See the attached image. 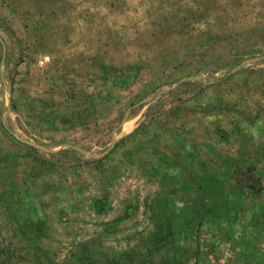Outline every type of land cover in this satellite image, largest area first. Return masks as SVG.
I'll return each instance as SVG.
<instances>
[{
    "label": "rangeland",
    "instance_id": "1",
    "mask_svg": "<svg viewBox=\"0 0 264 264\" xmlns=\"http://www.w3.org/2000/svg\"><path fill=\"white\" fill-rule=\"evenodd\" d=\"M0 264H264V0H0Z\"/></svg>",
    "mask_w": 264,
    "mask_h": 264
}]
</instances>
